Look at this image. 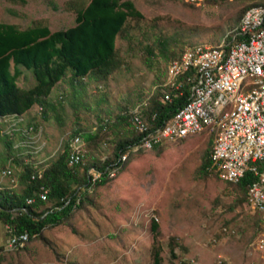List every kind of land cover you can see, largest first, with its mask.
<instances>
[{
  "label": "rangeland",
  "instance_id": "374dc122",
  "mask_svg": "<svg viewBox=\"0 0 264 264\" xmlns=\"http://www.w3.org/2000/svg\"><path fill=\"white\" fill-rule=\"evenodd\" d=\"M25 1L0 0V22L25 27L43 20L51 30L75 23V13L64 8L67 0H53L56 10L47 0ZM132 1L143 17L132 19L129 35L116 39L124 60L118 70L106 80H87L85 87H73L65 78L53 89L46 115L36 104L23 119L2 120L3 131L14 140L12 152L22 160L31 153L38 164L48 161L74 128L99 136L86 146L88 160L111 156L116 142L135 130L127 122L118 123L123 107L136 111L147 105L153 88L171 84V63L166 70L161 46L168 44L176 54L183 50L181 58L193 45L226 44L245 7L237 0ZM17 82L27 88L35 79L22 68ZM102 119L111 126L104 128ZM212 134L168 138L152 149L131 148L122 156V170L123 162L114 165L105 184L86 193L88 198L67 220L45 227L42 237L27 238L21 248L6 245L0 221V245L5 246L0 264H152L154 240L162 264H264L262 212L248 201L239 204L240 194L221 173L220 179L211 171L198 173ZM71 140L79 144L77 137ZM5 152L0 139V184L19 191V165L11 158L4 161ZM5 168L8 173L2 174ZM171 236L179 243L175 258L169 254Z\"/></svg>",
  "mask_w": 264,
  "mask_h": 264
},
{
  "label": "trees",
  "instance_id": "16d2710c",
  "mask_svg": "<svg viewBox=\"0 0 264 264\" xmlns=\"http://www.w3.org/2000/svg\"><path fill=\"white\" fill-rule=\"evenodd\" d=\"M237 1L245 3L243 13L237 22V26H240L244 12L255 2ZM47 2L53 9H57L53 0H47ZM64 8L75 13V23L63 29L51 30L43 20L31 21L25 27L18 23L0 22V117L23 116L36 104L42 107L46 115L47 106L51 105L49 98L54 87L65 78H68L73 87L76 84L85 87L88 84L87 80L95 82L106 80L123 65L124 60L117 50L116 39L118 36L129 35L128 26L132 19L143 17L132 0H67ZM236 29L226 36L224 39L226 43L233 39ZM181 52L179 54L172 52L168 49V44L161 46V56L167 62L166 70L174 59L180 58ZM22 68L30 70L33 74L35 83L30 87L18 85L17 81L22 74ZM162 80H159L157 84ZM187 82L185 80L179 89V97H174L171 101L166 100L161 91L178 84H164L152 89L147 105L137 109L139 115L154 114L148 126H157L167 120L184 100L188 99L191 84ZM134 112L124 106L120 114L116 116L119 124L127 122L130 127L133 125L135 130L132 128L131 136L126 135L125 138L116 142L111 156L104 160H88L86 152L84 162L73 165L68 163L70 140L76 135L78 139L84 138L86 146H90V142L99 137L97 133L74 128L70 138L63 141L61 149L48 161L38 164L31 153L27 160H22L12 152L14 140H11L8 133L2 131L3 127L0 124V139L6 147V156L3 159L5 161L11 158L15 164L19 165L17 180L20 185V190L16 191L12 186L0 184L2 224L4 226L9 224L13 233L26 232L30 240L42 237L45 227L61 224L67 220L72 210L81 207L84 200L88 198L86 193L93 187L95 189L96 186L105 184L110 175V169L123 162L121 152L139 145L145 133L138 129L135 123L130 122V114ZM101 121L104 128L111 126L107 119ZM212 150L213 140L210 147L205 150L197 170L198 173L203 174L211 171L220 179L221 171L213 170L211 164ZM124 164L125 162L119 166V171L123 169ZM90 169L98 174L97 179L94 180L92 177L89 181L88 176L92 175ZM250 169H257V162L252 161ZM255 178L253 173L246 172L239 182H229L240 194L237 199L239 204L245 202L248 205V184ZM40 186L48 190L45 200L40 199L38 195ZM31 197H34V201L29 203ZM156 226L153 222L152 229L155 230ZM8 233L9 230H6L7 235ZM14 242L9 241L6 245L10 247ZM178 245L175 236L168 239L170 257H177ZM3 249L5 246L0 245V260ZM151 253L152 264H162L161 249L155 244V240L152 243Z\"/></svg>",
  "mask_w": 264,
  "mask_h": 264
},
{
  "label": "built area",
  "instance_id": "2783aa9c",
  "mask_svg": "<svg viewBox=\"0 0 264 264\" xmlns=\"http://www.w3.org/2000/svg\"><path fill=\"white\" fill-rule=\"evenodd\" d=\"M264 19V11L260 18ZM252 25L250 20L246 26L233 39H237L235 48H227L225 55L205 54V49L195 53L194 60H187V65H192L197 58H207V68L202 76H197L191 81L192 93L189 99L176 109V111L163 122L159 128H164V135L177 133V130L192 129L200 124L204 117H216V122H222L229 109L224 107L225 99L238 101L242 96L239 88L240 74L264 68V26L260 33L252 40H242V32ZM182 87V71L179 75V84L163 89L164 98L171 101L179 97ZM154 114L150 116L139 115V110L130 114V122L138 125H148ZM146 134H153L148 132ZM76 137V135L74 136ZM221 150L216 151L211 164L213 170L226 173V182L237 183L246 172L253 173L256 178L248 184L247 192H254V209L262 212L264 217V94L246 97L238 121L234 126H223ZM87 152L86 142L79 139V144L69 142L68 163L78 164L84 159ZM125 154V149L120 156ZM247 158H254L257 169L247 166ZM114 163H112L113 165ZM7 168L2 170V174ZM89 181L94 175H89ZM48 190L40 186L38 195L40 199H47ZM34 197H31L32 203ZM68 202V201H67ZM6 242L19 241L24 233H13L9 224Z\"/></svg>",
  "mask_w": 264,
  "mask_h": 264
},
{
  "label": "bare ground",
  "instance_id": "6f19581e",
  "mask_svg": "<svg viewBox=\"0 0 264 264\" xmlns=\"http://www.w3.org/2000/svg\"><path fill=\"white\" fill-rule=\"evenodd\" d=\"M255 2L249 6V8L244 12L240 26L237 28L234 37H236L239 31H242L246 26V22L250 20L252 25L245 29L242 32V40H252L261 32L264 26V19H258L261 17L264 11V0H253ZM233 37V38H234ZM237 46V39H232L229 43L222 44L215 48H209L206 44H197L189 47L185 50L184 55L175 59L170 64L171 69V80L168 83L179 84V75L182 71V85L184 81H188L191 84L192 80H196L197 76H202L204 71L207 68V58H197L192 65H187V60H194L195 53L199 50L205 49V54L211 55H225L227 48H235ZM187 82V83H188ZM239 88H242V96H238V101L234 103V99H225L224 107H229L224 119L222 122H216V117H204L200 124L192 129L177 130V133L170 134L168 136L164 135V128H159L157 126H148V125H138L135 123V126L144 131V136L140 139L138 147L143 149H152L165 139H180L185 138L190 135H194L200 132H212L214 135L213 139V150L212 158L216 156V151L221 150V138L223 134V126H234L238 121L239 114L242 111L243 104H246V97L263 95L264 94V68L260 70H253L249 72H242L240 74ZM192 93V86L190 90V95ZM148 132H153V134H146ZM161 145V144H160ZM83 160L80 162L82 163ZM254 161V158H247V166H250L251 162ZM84 162V161H83ZM92 179H97L98 174L95 173L92 169ZM8 173V171H5ZM100 174V173H99ZM222 177L226 181V173L221 172ZM248 202L254 207V192H248L247 197ZM28 234H22L19 241H15L10 248H19L25 240H27Z\"/></svg>",
  "mask_w": 264,
  "mask_h": 264
},
{
  "label": "crops",
  "instance_id": "0c3cea01",
  "mask_svg": "<svg viewBox=\"0 0 264 264\" xmlns=\"http://www.w3.org/2000/svg\"><path fill=\"white\" fill-rule=\"evenodd\" d=\"M55 88V87H54ZM14 118V117H18L19 119H23V116H17V115H8V116H4V117H0V124L2 125V127L4 126L3 125V121L2 120H6V119H9V118ZM4 129H2V131H3ZM4 132V131H3Z\"/></svg>",
  "mask_w": 264,
  "mask_h": 264
}]
</instances>
